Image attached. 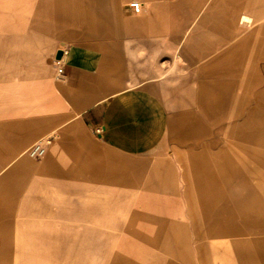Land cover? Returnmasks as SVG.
I'll use <instances>...</instances> for the list:
<instances>
[{"label":"crops","instance_id":"1","mask_svg":"<svg viewBox=\"0 0 264 264\" xmlns=\"http://www.w3.org/2000/svg\"><path fill=\"white\" fill-rule=\"evenodd\" d=\"M131 208L169 264H264V0H0V264Z\"/></svg>","mask_w":264,"mask_h":264},{"label":"rangeland","instance_id":"2","mask_svg":"<svg viewBox=\"0 0 264 264\" xmlns=\"http://www.w3.org/2000/svg\"><path fill=\"white\" fill-rule=\"evenodd\" d=\"M135 235L132 208L120 231H101L98 224L79 231L68 224H58L57 254H46V261L56 264H169L165 253L167 245L170 246L169 239L137 238ZM174 250L180 257L181 248L175 246Z\"/></svg>","mask_w":264,"mask_h":264},{"label":"built area","instance_id":"3","mask_svg":"<svg viewBox=\"0 0 264 264\" xmlns=\"http://www.w3.org/2000/svg\"><path fill=\"white\" fill-rule=\"evenodd\" d=\"M131 5L138 6V3L133 2ZM55 64L57 66V73L61 74L62 68L60 67V62L57 60ZM96 132L99 133L100 130L97 129ZM50 143H51V137H46V138L39 140L32 146V148L29 151V154L33 157L42 156L45 153L46 146L49 145Z\"/></svg>","mask_w":264,"mask_h":264},{"label":"water","instance_id":"4","mask_svg":"<svg viewBox=\"0 0 264 264\" xmlns=\"http://www.w3.org/2000/svg\"><path fill=\"white\" fill-rule=\"evenodd\" d=\"M60 54H61V53L59 52V53H58V56H59Z\"/></svg>","mask_w":264,"mask_h":264},{"label":"bare ground","instance_id":"5","mask_svg":"<svg viewBox=\"0 0 264 264\" xmlns=\"http://www.w3.org/2000/svg\"><path fill=\"white\" fill-rule=\"evenodd\" d=\"M246 21V20H245Z\"/></svg>","mask_w":264,"mask_h":264}]
</instances>
